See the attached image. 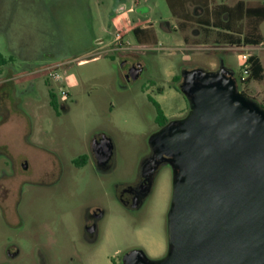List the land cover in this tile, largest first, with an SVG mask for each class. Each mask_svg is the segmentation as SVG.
<instances>
[{"label": "rangeland", "instance_id": "rangeland-1", "mask_svg": "<svg viewBox=\"0 0 264 264\" xmlns=\"http://www.w3.org/2000/svg\"><path fill=\"white\" fill-rule=\"evenodd\" d=\"M212 2L213 9L222 3L234 4L230 0ZM252 4L264 5V0ZM120 6L132 12L114 23V16L124 11L118 10ZM147 19L152 23L153 38L136 46L131 31ZM55 21L67 39L87 31L96 41L88 53L51 71L59 74L62 82L51 75L37 80V95L28 94L24 99L32 121L0 126V145L15 160H27L31 176L49 174L47 183H56L25 189L18 212L14 206L8 214L9 223L0 217V262L123 264L124 255L134 250L160 259L168 250L172 170H162L152 195L135 212L118 202L114 186L133 180L150 154L149 140L161 126L153 101L160 104L168 121L187 115V98L173 80L185 70L217 71L224 64L235 72L239 88L264 106V80L241 82L245 78L242 54L258 55L264 67V20L257 28L262 44L239 47L220 37L227 31L199 25L195 18L181 26L182 19L172 15L167 0H0V55H16L20 45L31 55L39 43L55 40L59 33ZM250 22L241 23L243 33L251 29ZM7 24L11 25V38L3 33ZM196 28L200 35L193 34ZM109 34L112 40L122 35L120 47L128 48L129 61H134L137 53V63L143 66L137 82L123 79L124 58L111 49L117 41L109 47ZM20 87L27 88L26 84ZM51 100L66 102L68 110L56 115ZM101 135L113 142V171L98 172L90 162L76 168L74 161L88 155L92 142ZM22 175L19 169L17 177ZM86 204L98 205L104 213L95 242L83 236ZM7 239L19 246L18 258H7Z\"/></svg>", "mask_w": 264, "mask_h": 264}, {"label": "water", "instance_id": "water-1", "mask_svg": "<svg viewBox=\"0 0 264 264\" xmlns=\"http://www.w3.org/2000/svg\"><path fill=\"white\" fill-rule=\"evenodd\" d=\"M180 91L188 114L151 136L141 163L144 175L163 162L172 170L168 250L160 259L134 250L123 264H264V107L224 64L185 70ZM93 148L99 160L114 151L105 136Z\"/></svg>", "mask_w": 264, "mask_h": 264}, {"label": "flooded vegetation", "instance_id": "flooded-vegetation-1", "mask_svg": "<svg viewBox=\"0 0 264 264\" xmlns=\"http://www.w3.org/2000/svg\"><path fill=\"white\" fill-rule=\"evenodd\" d=\"M259 2V0H256ZM248 3V2H246ZM262 5V4H261ZM220 6H231L228 3H222L211 10L203 8V16L195 18L197 24H213L217 18V10ZM52 8V7H51ZM52 10V9H51ZM198 14V13H197ZM209 15L213 16L215 20H209ZM53 17V12L51 11ZM224 20H227L229 16L223 14ZM55 20V18H54ZM228 21V20H227ZM185 25L181 22V26ZM137 27V25H136ZM11 25L7 24L3 33L10 37ZM193 34L200 35L199 30L194 29ZM55 40L46 43H39L34 53L27 55L23 52L24 45L19 46V50H16L15 54L5 58L7 63L0 64V126H4L9 123L32 121V116L26 110L25 95L36 94L37 80L45 75H50L52 70L62 66L67 60L74 61L79 56L88 53L94 46L95 41H92L89 35H82L76 39H67L63 33L59 30ZM113 41H117L114 44V48H111ZM122 35H117L112 40L111 34L108 35V45L112 50L120 51L124 60L121 64V68L124 69L123 79L128 83L137 82V79L133 81L131 78L134 73L137 72V67L143 66L137 63V53L134 54V61H129L128 54L125 52L128 48L120 47ZM118 46V47H117ZM137 46V40H136ZM140 77V76H139ZM26 84V89H21V85ZM55 114L58 115L61 111L66 112L68 105L66 102L59 103L56 100H51L50 103ZM189 112V105H188ZM188 114V113H187ZM172 121V120H171ZM170 121L167 120L165 124H161L160 129L164 127ZM31 122H29L30 124ZM103 135L94 139L91 145V150L88 155H82L78 160L74 161L76 168L85 167L89 162L97 169L98 172L104 173L105 171H113L115 167V152L112 156L104 160H99L94 152V142L97 139H101ZM151 150V149H150ZM151 154V151H150ZM149 154V155H150ZM4 159V160H1ZM79 159H84L83 163H79ZM165 167H171L163 162L159 168L156 169L154 174L144 175L141 170V164L137 169L136 176L133 180L118 183L114 186V195L118 202L130 211H138L145 204L147 199L152 195L157 179ZM19 169L22 170V177L18 178L17 174ZM11 171V172H9ZM49 174L44 176L33 177L31 176V169L27 160L18 161L8 153L6 147L0 145V217L4 222H8V214L13 210L14 206L17 207L21 203V199L24 196V191L27 188H38L43 186H53L56 183H47L50 180ZM148 190V191H147ZM18 192V193H17ZM148 192V193H147ZM15 193L17 197L14 201ZM147 193V194H146ZM18 212V211H17ZM20 215H18L19 217ZM104 213L98 205H87L84 209L83 215V236L86 240L95 242L99 238L100 225ZM9 239L6 241L8 242ZM21 250L19 246L13 243L7 244L6 256L7 258H18ZM165 256V255H164ZM7 261V260H6ZM1 261L0 264H8V262Z\"/></svg>", "mask_w": 264, "mask_h": 264}, {"label": "trees", "instance_id": "trees-1", "mask_svg": "<svg viewBox=\"0 0 264 264\" xmlns=\"http://www.w3.org/2000/svg\"><path fill=\"white\" fill-rule=\"evenodd\" d=\"M170 10L174 16L179 17L181 10L183 8V5L185 4L184 0H167ZM223 14H227L229 16L228 21H224L222 18ZM250 20L251 22V29L248 31V33H243L240 25L244 20ZM264 20V5H258V6H250L245 1L238 2L234 7H228V6H220L217 10V18L216 21L213 24H203L204 26H214L215 28H219L223 31L220 33V37H222L225 41L230 43L231 45H237V46H250V47H257L262 44V37L257 34V28L259 25V22ZM55 24L57 26V30H60L59 22L55 21ZM202 25V24H201ZM86 28V27H85ZM236 33L237 35H234L232 33ZM58 33V32H57ZM84 36L88 34V32L83 31ZM131 34L134 35L135 40H137V43L143 44L149 40H151L152 34L150 32V28H142L140 26L135 27ZM91 35V33L89 34ZM6 59L0 55V64H6ZM249 69H248V76L242 80V84L246 85L252 81H263L264 80V67L263 64L256 54H251L249 56L248 60ZM174 82L177 84L182 83V77L176 76L174 77ZM241 90V89H240ZM245 95V91L241 90ZM247 96V95H246ZM153 104L155 105L157 112H158V120L161 124H165L167 122L166 116L160 106L159 103L156 101H153ZM263 106V105H262ZM264 107V106H263ZM84 159H79V163H83Z\"/></svg>", "mask_w": 264, "mask_h": 264}, {"label": "crops", "instance_id": "crops-1", "mask_svg": "<svg viewBox=\"0 0 264 264\" xmlns=\"http://www.w3.org/2000/svg\"><path fill=\"white\" fill-rule=\"evenodd\" d=\"M184 1H185V4L183 5V8H182L180 16H179L182 19V22H184V23H189L192 18H197V17L203 16V14H202L203 8L209 9V7H211V9H212V3H213L212 1L213 0H184ZM230 1L231 2L234 1V4H230L231 6H235L240 1L248 2L251 4L250 6H254L252 3L257 2L256 0H230ZM211 9H209V10H211ZM118 10H120V11L124 10V11H123V13H121L122 14L121 16H116V15L114 16V18L112 20V22H114V23H116V21L119 20L120 17H129L130 13L132 12V9L125 10L124 6H120L118 8ZM174 17L177 18V16H174ZM227 20H229L228 17H227ZM227 20H224V21L226 22ZM142 25H146V26L148 25V26L145 27ZM137 26H140L142 28H152V23H151L150 19H147L144 24H137ZM89 36H90L92 41H96V39H94L92 37V35H89Z\"/></svg>", "mask_w": 264, "mask_h": 264}, {"label": "built area", "instance_id": "built-area-1", "mask_svg": "<svg viewBox=\"0 0 264 264\" xmlns=\"http://www.w3.org/2000/svg\"><path fill=\"white\" fill-rule=\"evenodd\" d=\"M249 56L248 54H242L241 55V60H242V69L244 70V75H245V78L248 76V69H249V64H248V60H249ZM53 71V70H52ZM50 75L57 81V82H62L63 81V78L60 77L59 74H55V73H52L50 72ZM244 78V79H245ZM243 79V80H244ZM62 95L63 96H67V93L63 90L62 92Z\"/></svg>", "mask_w": 264, "mask_h": 264}]
</instances>
